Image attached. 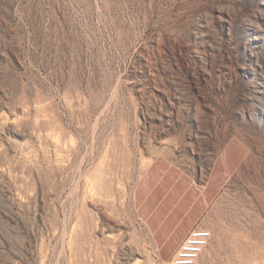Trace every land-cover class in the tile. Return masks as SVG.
Listing matches in <instances>:
<instances>
[{
  "label": "rangeland",
  "instance_id": "rangeland-1",
  "mask_svg": "<svg viewBox=\"0 0 264 264\" xmlns=\"http://www.w3.org/2000/svg\"><path fill=\"white\" fill-rule=\"evenodd\" d=\"M197 226V264H264V0H0V263L170 264Z\"/></svg>",
  "mask_w": 264,
  "mask_h": 264
},
{
  "label": "built area",
  "instance_id": "built-area-1",
  "mask_svg": "<svg viewBox=\"0 0 264 264\" xmlns=\"http://www.w3.org/2000/svg\"><path fill=\"white\" fill-rule=\"evenodd\" d=\"M212 238L213 233L209 228L193 229L174 254L170 264H197L209 247Z\"/></svg>",
  "mask_w": 264,
  "mask_h": 264
},
{
  "label": "crops",
  "instance_id": "crops-1",
  "mask_svg": "<svg viewBox=\"0 0 264 264\" xmlns=\"http://www.w3.org/2000/svg\"><path fill=\"white\" fill-rule=\"evenodd\" d=\"M168 207H169V204H168V203L165 204L164 207L160 210V212H159L157 218H159V217L162 215V213L164 212V209H165V208H168ZM182 211H183V208H180L179 206H176V207L173 208V212L175 213L176 216H178ZM197 227L207 228V227H204V226H197ZM197 227L192 228V229L187 233V235H188L193 229H195V228H197ZM187 235H186V237H187ZM186 237H185V238H186ZM185 238H184V240H185ZM184 240H183V241H184ZM181 244H182V243H181ZM179 247H180V246H179ZM178 249H179V248H178Z\"/></svg>",
  "mask_w": 264,
  "mask_h": 264
}]
</instances>
